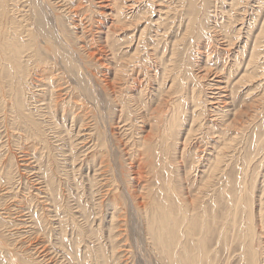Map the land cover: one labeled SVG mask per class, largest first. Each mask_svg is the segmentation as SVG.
Returning a JSON list of instances; mask_svg holds the SVG:
<instances>
[{"label": "rangeland", "instance_id": "rangeland-1", "mask_svg": "<svg viewBox=\"0 0 264 264\" xmlns=\"http://www.w3.org/2000/svg\"><path fill=\"white\" fill-rule=\"evenodd\" d=\"M192 2L0 0V264H264V0Z\"/></svg>", "mask_w": 264, "mask_h": 264}, {"label": "bare ground", "instance_id": "bare-ground-1", "mask_svg": "<svg viewBox=\"0 0 264 264\" xmlns=\"http://www.w3.org/2000/svg\"><path fill=\"white\" fill-rule=\"evenodd\" d=\"M2 2V1H1ZM189 6H192L191 7V13L193 14V12H194V4H193V2H192V0H189ZM196 7H198V6H196ZM5 9L3 8V4L2 3H0V18L2 17V15H4L5 14V11H4ZM6 16V15H5ZM193 18V17H192ZM1 20V19H0ZM3 20V19H2ZM186 20V19H185ZM4 21H5V17H4ZM193 19H190V21H188L189 22V27L191 28V27H193V25H194V23H193ZM13 23V22H12ZM11 23V24H12ZM6 25V24H5ZM7 26V25H6ZM17 27V26H16ZM187 27V26H186ZM195 27V26H194ZM7 28V27H6ZM6 28H5V26L3 25V24H1V22H0V33H2V36L0 37V45L2 46V47H0V50H1V55H2V57H3V59L5 60V69L3 70V73H2V75L6 78V80L8 81V82H10L11 81V79L14 77V75L16 74V73H18L19 74V72L20 73H24L25 71H26V65L24 64V63H22V54H23V52H24V50H23V47H22V45H20L19 43H17V42H12V37L10 38L9 36H5L4 34H5V31H6ZM10 28V27H9ZM262 32V31H261ZM13 40H14V37H13ZM259 40V39H258ZM28 41V40H27ZM255 44V43H254ZM27 47V46H26ZM28 49V48H27ZM255 50V49H254ZM252 52H254V51H252ZM36 51H35V54H31V56L32 57H35V55H36ZM259 54V53H258ZM0 55V56H1ZM249 58V57H248ZM253 59V58H252ZM251 59V60H252ZM27 60V59H26ZM248 61V60H247ZM246 61V62H247ZM249 64H250V62H248ZM247 65V64H246ZM248 66V65H247ZM247 66H246V68H247ZM238 67V66H237ZM4 68V67H3ZM249 68H250V66H249ZM232 69V68H231ZM246 70V69H245ZM250 70V69H249ZM249 73H250V71H249ZM250 74H252V73H250ZM264 74V73H263ZM245 75V74H244ZM246 76V75H245ZM225 77V76H224ZM254 79H256V78H254ZM241 80H243V79H241ZM252 80V79H251ZM245 81V80H244ZM0 82H1V80H0ZM4 82V81H3ZM231 82V81H230ZM251 82V81H250ZM11 83H9V85H10ZM2 92H4V90L2 91ZM8 92V91H7ZM5 93V92H4ZM1 94V93H0ZM1 96V95H0ZM189 96V95H188ZM3 97V96H2ZM225 97V96H224ZM19 99V98H18ZM11 100V99H10ZM21 100V99H20ZM12 103H14L13 101H12ZM11 104V103H10ZM12 105V104H11ZM15 105V104H14ZM13 106V105H12ZM15 106H17V105H15ZM22 106V105H21ZM20 106V107H21ZM183 107V106H182ZM185 107V106H184ZM207 107V106H206ZM22 108H23V106H22ZM205 108V107H204ZM203 109V108H202ZM178 110V109H177ZM184 110V109H183ZM172 111H173V109H172ZM175 111V110H174ZM189 112V111H188ZM170 113H173V112H170ZM170 116H171V114H170ZM197 116V115H196ZM169 117V116H168ZM174 117H175V115H174ZM171 118V117H170ZM189 118V117H188ZM165 119H166V117H165ZM172 120H173V118H172ZM171 120V121H172ZM186 121H188L187 119H185ZM169 121V120H168ZM174 121V120H173ZM190 121V120H189ZM188 121V122H189ZM188 122H184V123H188ZM169 123H171V122H169ZM167 126H169V125H167ZM171 127H173L172 126V124L170 125ZM171 127H170V129H171ZM168 128V127H167ZM165 129H166V127H165ZM169 129V128H168ZM186 129V128H185ZM167 130V129H166ZM165 130V131H166ZM166 133V132H165ZM164 133V134H165ZM169 133V132H168ZM215 134V133H214ZM150 137V136H149ZM145 138V137H144ZM151 138H153L152 136H151ZM159 138V137H158ZM161 139V138H160ZM147 140V141H146ZM146 140H143V141H146V142H148L149 140H148V138L146 139ZM159 140V139H158ZM163 140V139H162ZM160 141V140H159ZM144 145H147L148 146V148H149V145L146 143H144ZM151 148V147H150ZM148 150V149H147ZM169 184V183H168ZM171 194H172V192H170ZM174 193V192H173ZM173 195H175V194H173ZM176 196V195H175ZM215 200H216V198H215ZM183 202V201H182ZM216 202H217V200H216ZM164 204V203H163ZM183 205V204H182ZM187 205V204H186ZM162 206V205H161ZM188 206V205H187ZM155 207V206H154ZM181 207V206H180ZM179 207V208H180ZM248 209V208H247ZM162 210H164L163 208H162ZM186 210V209H185ZM184 210V211H185ZM166 211V210H165ZM164 211V213H166ZM204 211V213H207V211L205 212V209L203 210ZM215 211V210H214ZM249 211V210H248ZM189 212V211H188ZM215 213V212H214ZM248 213V212H247ZM249 213H250V211H249ZM187 214V213H186ZM186 214H183V217H184V219H185V217H186V220L187 219H190V218H187V216H186ZM202 214V213H201ZM208 214H210V212L209 213H207L206 215H208ZM160 215V214H159ZM165 215V214H164ZM191 215V214H190ZM211 215V214H210ZM210 215H209V217H210ZM213 215V214H212ZM215 215H216V213H215ZM226 215V217H227V219H228V217H229V220H231V221H233L234 222V219H235V217H233V215H234V211L232 212V210H228V212H227V214H225ZM166 216V215H165ZM201 216H203V215H201ZM252 216V215H251ZM195 217V216H194ZM212 217V216H211ZM216 217H217V215H216ZM247 224H248V226H249V228L251 229V220L253 221V219L252 218H250V214H248L247 216ZM182 218V217H181ZM206 218H208V217H206ZM205 218V219H206ZM171 219V218H170ZM202 219H204V218H202ZM212 219H214L213 217H212ZM226 219V218H225ZM224 219V220H225ZM226 219V220H227ZM182 220H183V218H182ZM208 220V219H207ZM218 220V218H216V221ZM229 220H227V221H229ZM155 221V220H154ZM209 221V220H208ZM214 221V220H213ZM222 221V220H221ZM156 222V221H155ZM225 222V221H224ZM232 222V223H233ZM236 222V221H235ZM234 222V223H235ZM246 222V221H245ZM177 223V226H176V228L175 229H173L172 228V230H170L169 232H168V234H169V236H168V234H167V236L169 237V238H171V240H170V242H169V244H171V245H173L174 246V250L172 251V253L173 254H175V256L173 257V258H175L176 256L179 258V257H181V258H183V260H185V261H187V257L186 256H188L187 255V253H189L190 252V254H189V256L192 254V252H193V250H191V248H190V250L192 251H188L187 252V250L188 249H184V248H181V247H184V246H177L178 244L177 243H180V240H179V236L182 234V233H188V234H191L190 233V231L192 230V227L191 226H189V224H187L188 225V227L186 226V224L184 225L183 223H181V222H176ZM188 223V222H187ZM204 223H205V221H204ZM203 223V224H204ZM209 224H210V221L208 222ZM207 223V224H208ZM228 223H230V222H228ZM233 223V224H234ZM181 224V225H180ZM214 223H212L211 224V226L213 225ZM254 224V223H253ZM157 225V224H156ZM159 225V224H158ZM157 225V226H158ZM215 225L217 226V224L215 223ZM219 225H220V223H219ZM181 226V227H180ZM203 226V225H202ZM205 226V225H204ZM221 226V225H220ZM225 226V225H224ZM231 226V225H230ZM245 226H246V224H245ZM244 226V227H245ZM253 226V225H252ZM219 227V226H218ZM226 227H228L227 225H226ZM162 228H164V226L162 225V227H159V229L158 230H156V232H154L152 235H153V238H154V240L155 241H161L162 242V244H163V238H162V235H161V230H163ZM204 228H206V227H204ZM203 228V229H204ZM211 228H213V226L211 227ZM225 228V227H224ZM232 228V227H231ZM248 228V227H247ZM209 229H210V226H209ZM215 229H216V227H215ZM214 229V230H215ZM226 229V228H225ZM246 229V228H245ZM249 229V230H250ZM190 230V231H189ZM229 230H231V229H229V228H227V232H229ZM253 230V232H254V229H252ZM151 231V230H150ZM209 231H211V230H208V232ZM213 231V230H212ZM233 231H234V229H233ZM232 231V232H233ZM232 232H230L231 234H233ZM250 232V234L248 233V230H246V231H244L243 232V236H242V234L239 236V234L237 235V236H239V239H241V244H242V246H243V250H245V243H246V238L247 239H251L252 237H253V233H252V231L250 230L249 231ZM225 233H226V231H225ZM228 235V234H227ZM203 236H205V237H207L206 235H204L203 234ZM203 236H200V237H198L197 238V240L199 241V245H203V244H205V241H206V238H204ZM230 236V235H229ZM232 236V235H231ZM235 237H236V235H233V237H231L232 239L234 238V241H235ZM231 238L229 239V237L227 238V240L229 239V240H231ZM237 238V244H238V237H236ZM179 240V241H178ZM207 241H208V239H207ZM232 241V240H231ZM233 241V242H234ZM251 241H253V239L251 240ZM228 242V241H227ZM206 243H208V242H206ZM236 243V242H235ZM234 243V244H235ZM197 244V243H196ZM233 244V243H232ZM198 245V246H199ZM207 245V244H206ZM239 245H240V243H239ZM247 245V244H246ZM250 244H249V241H248V246H249ZM191 246V245H190ZM177 247V249H175ZM207 247V246H206ZM205 247V248H206ZM250 247H251V245H250ZM163 248H165V246L163 247ZM181 248V249H180ZM247 248V247H246ZM210 248L208 247L207 249H205V250H207V254H208V250H209ZM235 249V248H234ZM247 249H250V248H247ZM252 249V248H251ZM250 249V250H251ZM196 250V249H195ZM197 250H198V247H197ZM200 250H203V249H200ZM204 250V251H205ZM217 250V249H216ZM242 250V251H243ZM256 250V249H255ZM211 252H212V250H210ZM247 251H249V250H247ZM246 251V252H247ZM252 252H253V249L251 250ZM257 251V250H256ZM200 252V251H199ZM232 252V251H231ZM245 251H243V253H244ZM258 252V251H257ZM196 253V252H195ZM202 253V252H201ZM214 253H215V251H214ZM240 253V252H239ZM193 254H194V252H193ZM192 254V255H193ZM197 254H200V253H197ZM205 254V253H204ZM207 254H206V256H207ZM217 254V253H216ZM203 255V254H202ZM201 255V256H202ZM209 255H210V253H209ZM208 255V256H209ZM247 255V258H248V254H246ZM251 255V256H250ZM194 256V255H193ZM241 256H242V254H241ZM249 256L251 257V262H249L247 259V261L249 262V263H251V264H256V262H255V259H257L256 257H255V254H250V251H249ZM259 256V255H258ZM203 257V256H202ZM198 258V257H197ZM197 258H194V260L196 259L197 261H198V259ZM207 258V257H206ZM212 258V257H211ZM191 259V257H189V260ZM245 259V258H244ZM180 260H182V259H180ZM188 260V261H189ZM193 259L191 260V261H194ZM196 260L194 261V263L196 262ZM206 260H208V259H206ZM204 260H202V262H203ZM209 261V260H208ZM199 262H200V260H199ZM258 262V261H257ZM167 263H168V261H167ZM188 263H190V262H188ZM198 263V262H197ZM207 263V262H206ZM187 264V263H186ZM201 264V263H200ZM202 264H205L204 262L202 263Z\"/></svg>", "mask_w": 264, "mask_h": 264}]
</instances>
